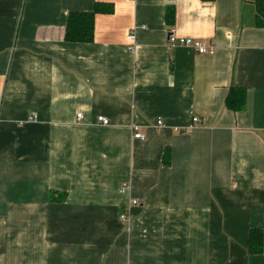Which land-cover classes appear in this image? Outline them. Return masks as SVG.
<instances>
[{
  "label": "crops",
  "instance_id": "0c3cea01",
  "mask_svg": "<svg viewBox=\"0 0 264 264\" xmlns=\"http://www.w3.org/2000/svg\"><path fill=\"white\" fill-rule=\"evenodd\" d=\"M96 4L112 12L96 14L94 40L66 41L69 14ZM257 12L255 0H0V264H264L249 252L264 230ZM171 30L216 54L171 46ZM234 87L240 111L226 105Z\"/></svg>",
  "mask_w": 264,
  "mask_h": 264
},
{
  "label": "trees",
  "instance_id": "16d2710c",
  "mask_svg": "<svg viewBox=\"0 0 264 264\" xmlns=\"http://www.w3.org/2000/svg\"><path fill=\"white\" fill-rule=\"evenodd\" d=\"M256 6V25L264 27V0H255ZM99 12H112L111 7H103L96 4L92 12H73L67 20L65 40L73 43H90L94 40L95 16ZM172 16V11L167 14V19ZM170 22V20H169ZM226 99L228 109L240 111L244 109L247 100L246 90L243 88H231ZM168 159L170 154L166 156ZM169 164V160L166 162ZM264 230L252 229L249 236V252L252 255L262 254L264 251Z\"/></svg>",
  "mask_w": 264,
  "mask_h": 264
},
{
  "label": "built area",
  "instance_id": "2783aa9c",
  "mask_svg": "<svg viewBox=\"0 0 264 264\" xmlns=\"http://www.w3.org/2000/svg\"><path fill=\"white\" fill-rule=\"evenodd\" d=\"M139 29H146V26H141V27H136L131 34L128 36L130 41H134L135 39V33L137 30ZM168 42L171 46H175V45H181V46H186V47H190L192 49L195 50V52H197L200 55H214L216 54V46L214 43L211 42H203L202 40H193L192 38H178L175 35L174 30H171L168 34ZM131 49L134 47V45L130 46ZM78 120H82L83 119V115L82 114H78L77 116ZM29 121H37L36 120V116H32L30 117ZM194 121H198L197 119H194ZM97 122L101 125L107 126L109 125V119L106 118L105 116H98L97 117ZM158 128H161L164 126V122L163 120H158L157 121V125ZM133 129L135 131L134 137L137 139H145V136L139 132V127L138 126H133ZM130 190V185L128 183H123L122 187H121V192H127ZM133 204L137 205L139 204L138 199L137 200H133L132 202ZM129 211L126 210L125 212H122L121 214V220L123 221V223H125L127 229H130V216H129Z\"/></svg>",
  "mask_w": 264,
  "mask_h": 264
}]
</instances>
